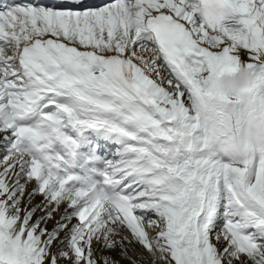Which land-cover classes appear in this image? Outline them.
<instances>
[{
    "label": "snow or ice",
    "instance_id": "obj_1",
    "mask_svg": "<svg viewBox=\"0 0 264 264\" xmlns=\"http://www.w3.org/2000/svg\"><path fill=\"white\" fill-rule=\"evenodd\" d=\"M0 148V264H264V0L0 4Z\"/></svg>",
    "mask_w": 264,
    "mask_h": 264
},
{
    "label": "bare ground",
    "instance_id": "obj_2",
    "mask_svg": "<svg viewBox=\"0 0 264 264\" xmlns=\"http://www.w3.org/2000/svg\"><path fill=\"white\" fill-rule=\"evenodd\" d=\"M2 155H3V149L0 148V156H2ZM41 199H42V197H40V196L35 197L34 200H33V204L39 203ZM62 213H63V208H61L60 211H58V212H56L54 214V219L58 220L60 218V216H61ZM41 214H42L41 212L37 211L36 216H39ZM34 219H35V217H34ZM47 227L49 229H51L53 227V222H49L48 225H47ZM150 234L154 236L155 235V232H151ZM128 247H129L130 250H132V251L135 252V250L132 247V245H129ZM113 255H116V254L113 253ZM121 264H128V262L127 261H121ZM158 264H164V261H161V263H158Z\"/></svg>",
    "mask_w": 264,
    "mask_h": 264
},
{
    "label": "rangeland",
    "instance_id": "obj_3",
    "mask_svg": "<svg viewBox=\"0 0 264 264\" xmlns=\"http://www.w3.org/2000/svg\"><path fill=\"white\" fill-rule=\"evenodd\" d=\"M132 247L134 248V250H135V253H140L141 251H142V249L140 248V246L139 245H132ZM147 254L145 253V256H146ZM158 263H161V261H157V264Z\"/></svg>",
    "mask_w": 264,
    "mask_h": 264
}]
</instances>
